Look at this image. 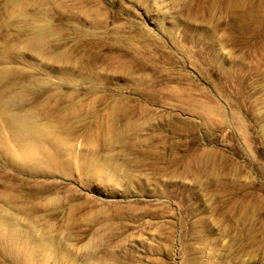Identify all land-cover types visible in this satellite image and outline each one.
Segmentation results:
<instances>
[{"label":"rangeland","instance_id":"1","mask_svg":"<svg viewBox=\"0 0 264 264\" xmlns=\"http://www.w3.org/2000/svg\"><path fill=\"white\" fill-rule=\"evenodd\" d=\"M0 264H264V0H0Z\"/></svg>","mask_w":264,"mask_h":264},{"label":"bare ground","instance_id":"2","mask_svg":"<svg viewBox=\"0 0 264 264\" xmlns=\"http://www.w3.org/2000/svg\"><path fill=\"white\" fill-rule=\"evenodd\" d=\"M3 115L4 116H7L8 115V113L6 112V110H4L3 111ZM3 117V116H2ZM8 117H9V115H8ZM14 120V119H13ZM10 122V121H9ZM11 126V125H10ZM12 126H13V124H12ZM14 130L16 131V132H19V134L21 135L22 133H23V135H26V139H28L29 141H28V145H27V148L30 150V151H32V152H34L35 150H36V148H37V143L35 142V140H34V138L37 136V135H35V133H34V131L33 130H26L24 127H23V125L20 123V122H18V121H16V120H14ZM38 134V133H37ZM17 136H19V135H17ZM22 136V135H21ZM21 136H19L20 138H21ZM34 136V137H33ZM18 137V138H19ZM19 138V139H20ZM16 140H17V138H16ZM37 140H38V138H37ZM44 140V139H43ZM39 141V140H38ZM24 142H25V138H24ZM23 143V142H22ZM39 144V143H38ZM23 146V145H22ZM39 146V145H38ZM40 147V146H39ZM25 148V147H24ZM23 148V149H24ZM45 148V147H44ZM43 148V149H44ZM31 152V153H32ZM35 152H37V150L35 151ZM28 153V152H27ZM31 155V154H30ZM49 155V154H48ZM36 157V156H35ZM32 161V160H31ZM34 161V160H33ZM36 167V166H35Z\"/></svg>","mask_w":264,"mask_h":264}]
</instances>
